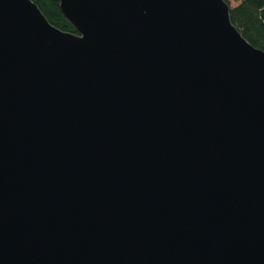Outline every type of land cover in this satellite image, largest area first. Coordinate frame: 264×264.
Segmentation results:
<instances>
[{"label":"water","instance_id":"95a60500","mask_svg":"<svg viewBox=\"0 0 264 264\" xmlns=\"http://www.w3.org/2000/svg\"><path fill=\"white\" fill-rule=\"evenodd\" d=\"M0 0V264H264V50L226 0Z\"/></svg>","mask_w":264,"mask_h":264},{"label":"trees","instance_id":"16d2710c","mask_svg":"<svg viewBox=\"0 0 264 264\" xmlns=\"http://www.w3.org/2000/svg\"><path fill=\"white\" fill-rule=\"evenodd\" d=\"M34 1L52 24L63 31L78 32L61 12L60 0ZM230 7L231 22L253 46L264 50V0H239L237 4Z\"/></svg>","mask_w":264,"mask_h":264},{"label":"rangeland","instance_id":"374dc122","mask_svg":"<svg viewBox=\"0 0 264 264\" xmlns=\"http://www.w3.org/2000/svg\"><path fill=\"white\" fill-rule=\"evenodd\" d=\"M228 2L230 3L231 6H234L239 2V0H228Z\"/></svg>","mask_w":264,"mask_h":264}]
</instances>
